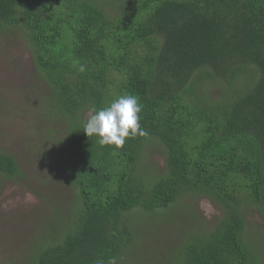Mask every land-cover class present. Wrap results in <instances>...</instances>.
Returning a JSON list of instances; mask_svg holds the SVG:
<instances>
[{
  "label": "trees",
  "instance_id": "16d2710c",
  "mask_svg": "<svg viewBox=\"0 0 264 264\" xmlns=\"http://www.w3.org/2000/svg\"><path fill=\"white\" fill-rule=\"evenodd\" d=\"M2 34L24 40L47 84L42 128L64 135L70 183L25 264H146L131 256L133 213L195 194L223 215L208 230L184 221L168 264H264L247 218L264 213V0H0ZM129 94L147 135L116 147L83 131L92 109ZM156 146L166 166L147 178ZM20 172L0 152V173Z\"/></svg>",
  "mask_w": 264,
  "mask_h": 264
},
{
  "label": "rangeland",
  "instance_id": "374dc122",
  "mask_svg": "<svg viewBox=\"0 0 264 264\" xmlns=\"http://www.w3.org/2000/svg\"><path fill=\"white\" fill-rule=\"evenodd\" d=\"M257 75L255 72V79ZM247 81H240L238 86ZM46 86L37 75L31 50L24 40L16 34L0 35V152L12 154L21 171L16 178L0 173V264H25L26 251L35 241L51 235L48 227L55 223L48 212L59 211L68 197L70 183L64 172L67 159L56 144L62 145L65 137L57 133L52 135L55 140L47 139L42 128ZM216 87H212L215 97L221 94L218 88L223 90ZM145 154L147 178L162 174L166 166L163 150L151 147L145 149ZM222 215L218 204L198 194L185 195L168 211L134 212L139 230L131 256L146 264H168L176 254L175 247L182 234L178 231L184 221L208 230ZM247 218L250 232L258 235L256 244L264 247V213L251 209ZM124 263L125 259L119 264Z\"/></svg>",
  "mask_w": 264,
  "mask_h": 264
},
{
  "label": "clouds",
  "instance_id": "9594fccd",
  "mask_svg": "<svg viewBox=\"0 0 264 264\" xmlns=\"http://www.w3.org/2000/svg\"><path fill=\"white\" fill-rule=\"evenodd\" d=\"M79 71L83 72L85 68L81 66ZM142 110L143 106L137 96L122 95L108 107L92 109L83 131L89 137L97 136L100 145L121 147L128 138L147 135L140 122Z\"/></svg>",
  "mask_w": 264,
  "mask_h": 264
}]
</instances>
